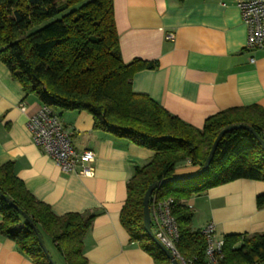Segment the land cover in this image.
<instances>
[{"label": "trees", "instance_id": "16d2710c", "mask_svg": "<svg viewBox=\"0 0 264 264\" xmlns=\"http://www.w3.org/2000/svg\"><path fill=\"white\" fill-rule=\"evenodd\" d=\"M0 62L27 95L35 94L48 106L87 110L95 129L153 151L127 182L120 219L130 240L149 252L155 264H170V260L144 228L143 199L148 187L175 176L181 163L202 167L218 133L228 126L249 124L264 139V108L258 104L222 110L198 128L148 94L134 91V74L155 68L157 62L123 60L113 0H0ZM242 178L264 182V148L252 132L236 128L222 137L205 172L154 190L159 198H174L173 213L180 230L176 247L187 262L210 264L206 236L192 227L194 209L183 201ZM0 191V233L15 240L34 264L52 263L22 211L66 264H87L84 238L97 212L55 214L26 189L12 162L0 165ZM257 205L264 208V192L257 196ZM223 239V257L216 264H263L264 230L230 233Z\"/></svg>", "mask_w": 264, "mask_h": 264}, {"label": "crops", "instance_id": "0c3cea01", "mask_svg": "<svg viewBox=\"0 0 264 264\" xmlns=\"http://www.w3.org/2000/svg\"><path fill=\"white\" fill-rule=\"evenodd\" d=\"M113 1L123 60L157 62L155 68L134 74V91L148 94L198 128L206 118L228 108L251 104L264 108V47L247 48L239 0ZM169 32L174 38H167ZM43 105L35 94L27 95L0 62V165L12 162L26 189L57 215L97 212L84 238L87 264H155L149 252L130 240L120 219L127 182L153 151L95 129L87 110L50 106L71 133L74 147L96 153L94 176L65 173L34 143L28 127L29 118ZM200 168L184 162L175 175H191ZM263 192V181L242 178L183 202L194 209V229L214 222L216 237L221 239L230 233L264 230V208L257 205V196ZM0 264L34 262L15 240L0 233Z\"/></svg>", "mask_w": 264, "mask_h": 264}, {"label": "built area", "instance_id": "2783aa9c", "mask_svg": "<svg viewBox=\"0 0 264 264\" xmlns=\"http://www.w3.org/2000/svg\"><path fill=\"white\" fill-rule=\"evenodd\" d=\"M244 23L247 26V48L256 50L264 47V0H239L237 4ZM168 39L174 33L167 34ZM254 61V58H251ZM25 109L24 104L21 105ZM34 143L65 173H77L82 176H94L96 153L91 149L77 150L72 142L71 133L65 127L60 116L50 106L42 108L28 120ZM174 198L151 196L150 210L152 227L156 236L169 247L181 264H191L180 254L176 243L180 236L179 224L173 213ZM202 232L207 239L206 257L210 264H216L223 257L224 239L216 237V224L208 223Z\"/></svg>", "mask_w": 264, "mask_h": 264}, {"label": "water", "instance_id": "95a60500", "mask_svg": "<svg viewBox=\"0 0 264 264\" xmlns=\"http://www.w3.org/2000/svg\"><path fill=\"white\" fill-rule=\"evenodd\" d=\"M236 128H245L247 130H249L250 132H252L254 134V136L258 139V141L261 143L262 147L264 148V139L256 132V130L249 124H244V123H240V124H234L231 126H228L224 129H222L212 147L211 150L206 158V161L204 162L203 166L200 168V170L194 174L191 175H187V176H172L169 178H164L161 180H157L155 182H153L148 189L145 192L144 195V199H143V203H144V228L146 233L148 234V236L162 249V251L166 254V256L168 257V259L170 260V264H181L179 259L177 258V256L174 254V252L167 247L155 234L153 227H152V218H151V210H150V200H151V196L154 192L155 189L160 188L165 186L168 183H173V182H177V181H182V180H191L193 178L198 177L199 175H201L203 172H205L211 164L212 159L215 156V152L216 149L219 145L220 140L222 139V137L229 131L236 129ZM1 193V191H0ZM5 199L12 205H14L16 208L20 209L16 204H14V202L7 196H5ZM21 211V209H20ZM22 213L24 214V216L27 218L28 221L31 222V225L34 227V229L36 230V232L39 235L40 238V242L41 245L43 247V249L45 250V252L47 253L50 261L52 264H56V262L54 261V259L52 258L49 249L47 247V245L45 244L41 234L38 231V228L36 227V225L34 224V222L32 221L31 217L26 214L25 212L22 211Z\"/></svg>", "mask_w": 264, "mask_h": 264}, {"label": "rangeland", "instance_id": "374dc122", "mask_svg": "<svg viewBox=\"0 0 264 264\" xmlns=\"http://www.w3.org/2000/svg\"><path fill=\"white\" fill-rule=\"evenodd\" d=\"M47 247L51 252V256L54 259V261L56 262V264H66L64 259L57 253V251L52 247L51 243L48 241L47 242ZM264 264V262H263Z\"/></svg>", "mask_w": 264, "mask_h": 264}]
</instances>
